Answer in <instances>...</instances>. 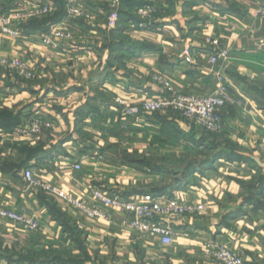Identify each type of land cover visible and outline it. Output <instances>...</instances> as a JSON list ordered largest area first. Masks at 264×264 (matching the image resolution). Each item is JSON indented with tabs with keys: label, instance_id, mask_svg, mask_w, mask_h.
Returning <instances> with one entry per match:
<instances>
[{
	"label": "crops",
	"instance_id": "crops-1",
	"mask_svg": "<svg viewBox=\"0 0 264 264\" xmlns=\"http://www.w3.org/2000/svg\"><path fill=\"white\" fill-rule=\"evenodd\" d=\"M45 4L53 11L21 23L19 38L0 33V54L37 72L19 82L0 67V203L40 222L31 231L0 221V264H216L204 255L209 241L264 264V0H122L112 31L108 0H0V16ZM146 5L158 14L138 15ZM70 6L85 15L67 18ZM54 29L73 38L47 46ZM208 39L224 45L227 60L210 62ZM219 75L240 103L222 111L224 132L208 139L173 109L131 117L116 104L165 99L155 77L178 94L210 96ZM37 114L51 125L41 135L15 133ZM209 144L220 158L189 173L191 155ZM27 169L79 201L94 188L125 197L166 191L205 210L173 223L164 245L131 229L125 213L89 217L32 190Z\"/></svg>",
	"mask_w": 264,
	"mask_h": 264
},
{
	"label": "built area",
	"instance_id": "built-area-1",
	"mask_svg": "<svg viewBox=\"0 0 264 264\" xmlns=\"http://www.w3.org/2000/svg\"><path fill=\"white\" fill-rule=\"evenodd\" d=\"M111 7L107 14V28L115 30L120 22V7L122 0H111ZM159 6L146 5L138 9V15L142 17H152L158 14ZM50 4L36 7L34 10L11 11L10 13L0 16V23L6 25L5 34L16 35L8 26L16 20L18 24L24 23L35 17L50 14L52 12ZM85 15V11L79 6H70L67 9L66 17L76 19ZM3 34V33H2ZM67 34V35H66ZM65 35L58 29L43 37L45 45L57 46L53 43L61 37H71L70 33ZM208 45L213 53L210 62L218 63L220 60H227L229 51L218 40L208 39ZM0 66L8 67L15 71L19 77L32 80L35 73L21 59H11L0 54ZM155 79L162 83L167 96L163 100H152L144 103L142 106H130L126 100L117 98L116 104L127 116L135 117L142 113L161 112L167 109H173L180 112L182 117L198 131L220 134L224 132V121L222 111L229 106H234L237 102L231 93V87L222 75H219L221 86L210 96L181 95L176 93L171 85L160 77ZM49 122L39 115L31 117L28 121L19 124L15 128V133L28 140L34 139L41 135L44 129L49 128ZM1 157V155H0ZM76 169H81L80 165ZM29 187L36 192L50 194L55 198L62 200L71 208L81 211L89 217L107 218L109 211L115 210L125 213L129 216L128 226L140 235H152L160 239L164 245L173 243L175 236L172 224L183 219L194 216L205 210V206H190L180 203L172 195H153L143 194L134 197H125L120 194L109 195L100 189L94 188L90 196L84 201L76 200L74 197L62 192L55 186L43 182L34 176L32 169H27L24 173ZM10 220L17 224L23 225L31 231H37L40 228V222L26 213H17L4 207L0 203V221ZM204 255L216 264H246L243 256L224 245L215 241H209L205 244Z\"/></svg>",
	"mask_w": 264,
	"mask_h": 264
},
{
	"label": "rangeland",
	"instance_id": "rangeland-1",
	"mask_svg": "<svg viewBox=\"0 0 264 264\" xmlns=\"http://www.w3.org/2000/svg\"><path fill=\"white\" fill-rule=\"evenodd\" d=\"M111 0H108V4H106L107 6H106V8L105 9H108L107 7H109V9L105 12V14H106V23H107V14L109 13V10H110V7H111ZM121 7H122V4H121ZM121 7H120V15H121ZM140 9V8H139ZM23 12H28V11H23ZM5 14V13H4ZM66 15H67V11H66ZM83 17V16H82ZM79 18H81V17H78V18H76V19H79ZM120 21H121V19H120ZM13 23H14V25L15 26H12V24H9L8 26L11 28V30L16 34V35H14V36H12V35H8V34H5L4 33V30L6 29V25H3L2 24V22L0 23V33H3V35H5V36H7V37H12V38H19L20 36H21V30L20 29H18V27H21V25H19L18 24V22L16 21V20H14L13 21ZM120 23V22H119ZM107 25V24H106ZM119 26V25H118ZM118 28V27H117ZM116 28V29H117ZM107 30H109L108 28H107ZM112 31V30H111ZM67 35V34H66ZM66 38H68V39H72L73 38V33H71V37L69 38L68 36H66ZM127 40H128V38H127ZM59 39H57V40H54L53 41V43L55 44V45H58L59 44ZM42 42H43V38H42ZM47 46H51V47H54L53 45H47ZM8 58H11V57H8ZM12 59V58H11ZM13 59H19L20 60V58H14L13 57ZM23 61V60H22ZM25 62V61H24ZM27 65H29L27 62H25ZM1 67V66H0ZM30 67V66H29ZM31 68V67H30ZM3 70L5 71V73L6 74H8V75H10L11 77H14L15 78V80L16 81H19V82H23V81H28V80H26V79H23V78H21V77H19L18 76V74L15 72V71H13V70H11L10 68H8V67H5V68H3ZM31 70L33 71V73H35V75L37 74V72L36 71H34L32 68H31ZM35 78H37L36 76H34V78L32 79V80H29V82H32ZM35 81V80H34ZM38 115V114H37ZM35 115H33L32 117H34ZM42 117V116H41ZM23 123V122H22ZM19 124H21V123H19ZM18 124V125H19ZM201 134V133H200ZM204 134V133H203ZM204 137H205V139H206V137H207V139L208 138H210L207 134H205V135H203V137H202V140H204ZM211 139L213 140L214 139V137H211ZM208 141V140H207ZM209 143H211V144H213V142H211L210 140L208 141ZM194 143L195 144H197V141L195 140L194 141ZM211 144H209V146H207V147H205V148H203V150H201V152H199L200 154L199 155H191L192 156V158H191V160L190 161H192V159L193 158H200V160H202V159H204V158H209V157H212V155L216 152V151H211L210 149H209V147H210V145ZM264 214V213H263ZM221 245V244H220ZM225 246V245H224Z\"/></svg>",
	"mask_w": 264,
	"mask_h": 264
},
{
	"label": "trees",
	"instance_id": "trees-1",
	"mask_svg": "<svg viewBox=\"0 0 264 264\" xmlns=\"http://www.w3.org/2000/svg\"><path fill=\"white\" fill-rule=\"evenodd\" d=\"M201 132V131H200ZM201 133H204V134H207V135H212L214 133H209V132H201ZM214 142V141H213ZM210 149V147H209ZM212 152L214 151V149H210ZM220 153H214L212 155V157H209V158H204L200 161H198V158L196 159L195 163L191 164V169L189 171V173L193 172L194 170L197 171V170H200V169H204V168H210L213 166L214 162H216V160H218V158H220ZM192 161H194V158L192 159ZM191 161V162H192ZM193 167V168H192ZM150 194H153V195H157V196H161V195H168L166 191H160V192H154V193H150ZM257 202V201H256ZM263 209H264V205L261 204L260 202H257ZM263 203V202H262ZM52 264V263H51ZM63 264V263H62Z\"/></svg>",
	"mask_w": 264,
	"mask_h": 264
}]
</instances>
